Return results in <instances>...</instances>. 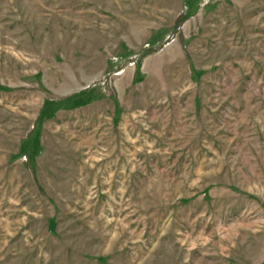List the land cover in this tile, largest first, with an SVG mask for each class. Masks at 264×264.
<instances>
[{
  "label": "rangeland",
  "instance_id": "374dc122",
  "mask_svg": "<svg viewBox=\"0 0 264 264\" xmlns=\"http://www.w3.org/2000/svg\"><path fill=\"white\" fill-rule=\"evenodd\" d=\"M0 264H264V0H0Z\"/></svg>",
  "mask_w": 264,
  "mask_h": 264
},
{
  "label": "trees",
  "instance_id": "16d2710c",
  "mask_svg": "<svg viewBox=\"0 0 264 264\" xmlns=\"http://www.w3.org/2000/svg\"><path fill=\"white\" fill-rule=\"evenodd\" d=\"M53 226H54V223L51 224V229H52V230H54V227H53Z\"/></svg>",
  "mask_w": 264,
  "mask_h": 264
}]
</instances>
